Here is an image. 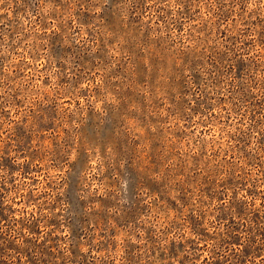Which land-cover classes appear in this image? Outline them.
I'll list each match as a JSON object with an SVG mask.
<instances>
[{"label":"rangeland","instance_id":"rangeland-1","mask_svg":"<svg viewBox=\"0 0 264 264\" xmlns=\"http://www.w3.org/2000/svg\"><path fill=\"white\" fill-rule=\"evenodd\" d=\"M0 264H264V0H0Z\"/></svg>","mask_w":264,"mask_h":264}]
</instances>
